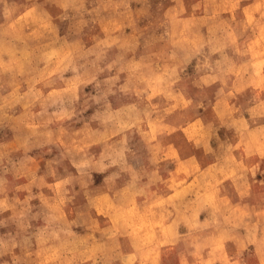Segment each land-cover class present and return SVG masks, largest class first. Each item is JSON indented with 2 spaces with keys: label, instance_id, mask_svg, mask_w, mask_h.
I'll return each mask as SVG.
<instances>
[{
  "label": "rangeland",
  "instance_id": "1",
  "mask_svg": "<svg viewBox=\"0 0 264 264\" xmlns=\"http://www.w3.org/2000/svg\"><path fill=\"white\" fill-rule=\"evenodd\" d=\"M0 264H264V0H0Z\"/></svg>",
  "mask_w": 264,
  "mask_h": 264
}]
</instances>
